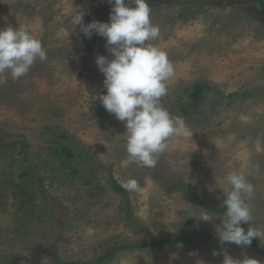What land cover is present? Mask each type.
<instances>
[{
    "label": "rangeland",
    "instance_id": "1",
    "mask_svg": "<svg viewBox=\"0 0 264 264\" xmlns=\"http://www.w3.org/2000/svg\"><path fill=\"white\" fill-rule=\"evenodd\" d=\"M146 3L160 28L149 43L175 70L161 103L193 132L174 139L152 168L128 162L125 122L97 98L107 89L96 58H114L106 38L71 24L76 13L84 25L110 23L114 0H0V30L26 26L47 54L0 86V264L90 262L109 247L146 241L144 232L154 240L183 228L216 232L223 218L166 185L188 184L218 207L234 171L255 189L254 219L240 226L264 229V9L251 0ZM194 84H202L198 96ZM130 178L139 190H113L112 179L122 186ZM225 256L264 264L250 245L196 241L129 247L102 264H223Z\"/></svg>",
    "mask_w": 264,
    "mask_h": 264
},
{
    "label": "clouds",
    "instance_id": "2",
    "mask_svg": "<svg viewBox=\"0 0 264 264\" xmlns=\"http://www.w3.org/2000/svg\"><path fill=\"white\" fill-rule=\"evenodd\" d=\"M111 4L112 0H108ZM73 26L80 25L85 36L93 31L106 38V48L114 57L97 56L96 63L105 79L107 94L97 98L109 114L125 122V150L129 163L138 167H155L159 156L165 153L174 139H191L192 130L181 116H173L161 103L168 94L167 82L175 75L167 53L149 43L160 36V28L151 22V7L146 0H114L110 23L92 21L83 24L82 13L71 19ZM47 59L40 40L33 37L26 26H11L0 30V86L8 79L18 81L26 76L35 61ZM260 171V165H256ZM222 189L223 207L226 213L222 224L216 226L221 243L249 246L253 238L264 242V229L249 227L247 232L240 225L253 221L251 201L255 189L243 173L226 175ZM127 191H137L140 185L135 179L122 183ZM219 199V197H218ZM207 217L204 220H210ZM217 253L214 251L213 255ZM223 264H260L258 260L245 258L234 260L225 256Z\"/></svg>",
    "mask_w": 264,
    "mask_h": 264
},
{
    "label": "trees",
    "instance_id": "3",
    "mask_svg": "<svg viewBox=\"0 0 264 264\" xmlns=\"http://www.w3.org/2000/svg\"><path fill=\"white\" fill-rule=\"evenodd\" d=\"M147 1V0H146ZM158 1H162V0H158ZM167 2H170V0H164ZM252 2L258 3L260 7H262L264 9V0H251ZM156 2V1H154ZM131 6V5H130ZM104 11H110V9L105 8L102 12ZM97 21L99 20V18L96 19ZM202 86V84H194L193 88H195L193 90V95L198 96L199 92L198 90H200V87ZM234 96H240L237 95V93H230L229 97H234ZM103 122V120H102ZM63 148H65V146H62ZM24 152V151H23ZM64 152V151H63ZM64 171H68L64 170ZM75 170H72V173H70V175H74ZM65 174V173H64ZM74 177V176H73ZM168 190H177V189H185L186 191H189L192 195V197L195 200V203L202 207L205 211H210L212 213H217L219 215V217L224 218L225 213H226V208L223 207V205L221 204V206H214L211 204H205L203 201H199L194 193V189L188 185V184H181L179 183L178 185L176 184H172L170 186L166 185ZM112 188L114 191L121 193L122 195L126 196V190L116 181H114L112 179ZM131 217V212H127V218L129 219ZM131 219H129L130 221ZM142 230V229H141ZM145 237H146V241L142 242V243H136V244H132V245H128V244H121V245H115L112 247H109L108 249L105 250V252L103 254H101L100 256H98L96 259L90 261V262H86V261H61L59 264H102L105 260H107L110 256H112L114 254V252L118 251V250H122L125 248H129V247H133V248H158L160 246H177V245H184L186 243H190L192 241H196L200 246H206L208 244L211 243H216V242H220L216 232L214 231H208V230H199V231H189L185 228L182 229V233L181 236L180 235H166L164 234V236L161 239L158 240H154L152 238H150L148 236V234L146 232H144ZM251 248L254 250H257L261 255H264V250H262L258 245H257V241L253 238L252 239V243H251Z\"/></svg>",
    "mask_w": 264,
    "mask_h": 264
}]
</instances>
